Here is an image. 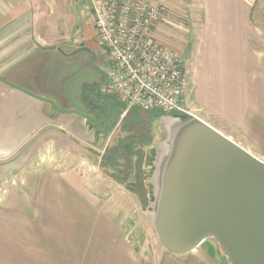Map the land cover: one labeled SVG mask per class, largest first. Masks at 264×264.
I'll return each mask as SVG.
<instances>
[{
    "label": "crops",
    "instance_id": "0c3cea01",
    "mask_svg": "<svg viewBox=\"0 0 264 264\" xmlns=\"http://www.w3.org/2000/svg\"><path fill=\"white\" fill-rule=\"evenodd\" d=\"M150 1L174 8L156 37L178 40L159 43L185 58L192 114L264 161V0ZM89 24L87 0H0V264H226L206 241L187 255L135 243L81 175L89 123L24 92L76 109L60 66Z\"/></svg>",
    "mask_w": 264,
    "mask_h": 264
},
{
    "label": "water",
    "instance_id": "95a60500",
    "mask_svg": "<svg viewBox=\"0 0 264 264\" xmlns=\"http://www.w3.org/2000/svg\"><path fill=\"white\" fill-rule=\"evenodd\" d=\"M103 98L113 102L108 112L124 109ZM162 116L167 137L156 151L150 203L161 246L187 255L213 239L229 264H264V161L194 116Z\"/></svg>",
    "mask_w": 264,
    "mask_h": 264
},
{
    "label": "rangeland",
    "instance_id": "374dc122",
    "mask_svg": "<svg viewBox=\"0 0 264 264\" xmlns=\"http://www.w3.org/2000/svg\"><path fill=\"white\" fill-rule=\"evenodd\" d=\"M157 3L161 6L162 14L176 17L172 6ZM168 27L164 28L165 31H170L171 27ZM172 36L174 38L165 35L162 40L177 46L178 40ZM81 38L87 41L73 46L72 58L66 62L65 68L60 66L62 73L67 74L64 92L70 98V104L75 105V110L83 109V113L95 115L87 101L83 99L82 102V97L87 89L98 82V73L101 67H108L109 57L90 24ZM187 108L193 112L190 103ZM120 110L113 114L108 127L104 129L92 122L89 123L90 129H79L74 145H77L76 151L86 158L83 160L86 164L79 168L86 185L100 193L101 200L108 203V207H120L122 221L130 223L132 240L148 249L151 245H161L153 226L154 214L150 207L153 201L151 179L157 164L156 151L167 137V122L162 114L155 112L130 110L125 113V109ZM94 134L98 136L96 141ZM208 246L229 264L215 240L208 239L203 247Z\"/></svg>",
    "mask_w": 264,
    "mask_h": 264
},
{
    "label": "built area",
    "instance_id": "2783aa9c",
    "mask_svg": "<svg viewBox=\"0 0 264 264\" xmlns=\"http://www.w3.org/2000/svg\"><path fill=\"white\" fill-rule=\"evenodd\" d=\"M87 4L99 44L109 57L105 92L124 105L125 113L194 116L185 101V61L162 47L155 35L160 4L150 0H87Z\"/></svg>",
    "mask_w": 264,
    "mask_h": 264
},
{
    "label": "flooded vegetation",
    "instance_id": "af4514ba",
    "mask_svg": "<svg viewBox=\"0 0 264 264\" xmlns=\"http://www.w3.org/2000/svg\"><path fill=\"white\" fill-rule=\"evenodd\" d=\"M107 83L108 67H101L100 72L98 73V82H96L92 88L87 89L85 94H83V99L87 101V105L94 111V113H96L95 115L84 114L92 117L94 119L92 123L97 124L103 129L104 127H108L113 114L121 111L120 108L115 106L111 109V112H108L113 102L108 98H103V95H107L105 92Z\"/></svg>",
    "mask_w": 264,
    "mask_h": 264
},
{
    "label": "trees",
    "instance_id": "16d2710c",
    "mask_svg": "<svg viewBox=\"0 0 264 264\" xmlns=\"http://www.w3.org/2000/svg\"><path fill=\"white\" fill-rule=\"evenodd\" d=\"M139 111V110H138ZM142 112V111H141ZM155 113H157V114H162V113H160V112H155ZM162 115H165V114H162ZM174 116H184V115H179V114H173ZM146 206H147V204H146Z\"/></svg>",
    "mask_w": 264,
    "mask_h": 264
}]
</instances>
